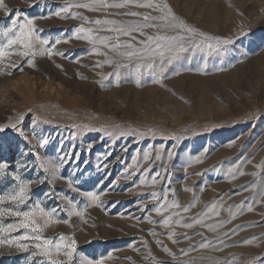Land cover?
Segmentation results:
<instances>
[{"label":"rangeland","instance_id":"rangeland-1","mask_svg":"<svg viewBox=\"0 0 264 264\" xmlns=\"http://www.w3.org/2000/svg\"><path fill=\"white\" fill-rule=\"evenodd\" d=\"M91 2L3 0L7 8L0 6V47L11 38L3 32L13 20L18 32L31 18L38 37L35 56L13 48L0 60V165H7L0 196L29 182L25 205L17 209L6 200L0 207L55 209L41 235L53 244L75 239L72 264H264V0H160L204 35L193 34L199 47L159 83L150 74L109 76L127 58L75 37L89 35L81 27L92 29L93 39L116 37L103 29L143 21L121 13H161L128 5L54 15ZM97 19L117 23L96 25ZM240 31L249 36L220 54L208 47L216 44L208 38L233 39ZM132 35L139 48L144 37ZM17 221L0 217V228ZM25 231L32 235L20 229L0 232V239ZM61 235L69 239L61 242ZM27 243V251L0 244V264H48L33 255L35 241ZM52 257L67 260L55 248Z\"/></svg>","mask_w":264,"mask_h":264},{"label":"snow or ice","instance_id":"snow-or-ice-1","mask_svg":"<svg viewBox=\"0 0 264 264\" xmlns=\"http://www.w3.org/2000/svg\"><path fill=\"white\" fill-rule=\"evenodd\" d=\"M128 5H135L137 7L152 9L154 12L161 13V15L153 16L151 13L141 14L138 12H126L121 13L122 15H132L140 16L143 15V21L138 23H132L128 25H121L115 28L103 29V31L115 32L116 37H100L97 36L96 39H93V30L84 29L81 27V31H86L89 33L88 36L76 35V39H86L91 44L95 45L97 43L102 44L105 48L110 49L112 52L116 53L119 56L127 58V63H117L116 71L109 73V76H115L117 80H120L122 77L129 75L135 76L139 79L143 75H151L154 82L159 83L162 79L165 78L167 72L170 70L171 66L179 61L185 53L194 51L199 45L192 39L193 34L203 36V33H196V30L191 26L187 25L182 19H178L171 9V7L166 2H160V0H122L121 3H107V0H92L91 3H80V4H69L67 7L62 8L60 12L54 13L56 16H60L61 12L67 13L69 8L78 7V8H87L92 11H98L101 9H107L109 7L113 8H124ZM0 6L7 8L3 4V0H0ZM5 15H8V12H5ZM87 19V18H85ZM25 22L19 24V31H15L17 27V21L13 20L11 26L6 27L3 35L5 37H11L7 39V43L0 47V60H3L6 57L11 56L13 53L9 51L10 49L16 48L19 49L18 54L21 57H28L29 55L35 56L36 51L33 48V40L38 39L35 36V25L31 18H24ZM157 21V23H153ZM96 25L100 24H116V21L113 20H95ZM152 28L157 30V34L150 35L144 31V29ZM133 33H139L141 37H144L143 40L139 41L141 45L137 48L136 44L133 43L137 39L136 36H133ZM169 33H175V35H170ZM131 37L130 40L122 42L119 37ZM249 36L248 32L240 31L238 37L233 39H223L219 37L208 38L215 39V46L211 43L208 44V47L212 49L215 53L220 54L223 51L224 45H233L234 40L239 42L241 37L246 38ZM67 43V41H64ZM48 41H40V44H46ZM56 44L61 43L60 40H56ZM124 51H121V49ZM144 54V56L141 55ZM53 53L51 50H48V55L51 56ZM97 54H100L97 51ZM105 56L107 53H103ZM29 65H32V61H28ZM104 63H113L112 60H105ZM131 65V68H130ZM12 68L17 66L16 63L10 65ZM99 67V63L95 65ZM124 69L125 71H120ZM10 74V73H9ZM104 79H108V76H105ZM15 127V126H13ZM0 131H3V128H0ZM147 158V154L145 156ZM7 165H0V171L6 168ZM228 171L231 173L235 171L233 168H229ZM16 180H19L20 177L16 176ZM28 184L29 182L21 181L19 190L14 194L7 196H0V205L4 201L13 202L17 209L19 205H25L28 200ZM69 187H72L69 184ZM87 197L91 200H98L99 197L97 194L89 192L86 193ZM165 198H167V193H165ZM179 206V205H174ZM215 205H213V208ZM212 209H210L211 211ZM157 213L160 212V209H156ZM185 212L188 211L187 208L184 209ZM55 209L51 212L46 211L44 208L40 207L39 204L35 205V208L29 211H20L13 210L11 206L9 207H0V217H16L18 221L16 223H10L6 228H0V232L12 233L20 229L30 230L32 235H29L27 231L23 235H18L12 239H0V244L15 245L17 249L27 251L30 247L28 241H35L31 245L36 251L33 252V255L39 253L43 257L48 259V264H72L73 252L76 248V240L71 239V243H55L49 238L42 237L41 233L43 228L50 222L51 217L54 215ZM79 214V213H78ZM64 223H68V220H64ZM171 222V218L164 220V225L167 226ZM200 221H197L199 223ZM191 224H186L185 227H191ZM69 239L61 235L59 240L63 242L64 240ZM204 246H207L206 244ZM55 248L57 254L63 251V255L67 257V260L54 259L52 257V249ZM96 264H100L99 261Z\"/></svg>","mask_w":264,"mask_h":264}]
</instances>
